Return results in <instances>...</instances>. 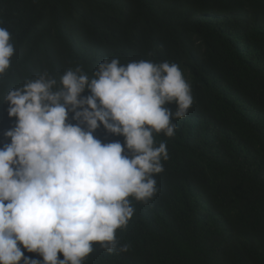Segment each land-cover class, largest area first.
I'll return each mask as SVG.
<instances>
[{
  "label": "trees",
  "instance_id": "16d2710c",
  "mask_svg": "<svg viewBox=\"0 0 264 264\" xmlns=\"http://www.w3.org/2000/svg\"><path fill=\"white\" fill-rule=\"evenodd\" d=\"M0 26L16 49L0 93L106 57L176 63L191 85L175 136L156 134L169 153L158 192L117 230L130 250L95 245L84 264H264V0H0Z\"/></svg>",
  "mask_w": 264,
  "mask_h": 264
},
{
  "label": "clouds",
  "instance_id": "9594fccd",
  "mask_svg": "<svg viewBox=\"0 0 264 264\" xmlns=\"http://www.w3.org/2000/svg\"><path fill=\"white\" fill-rule=\"evenodd\" d=\"M15 52L0 26V77ZM193 103L178 64L118 57L91 74L79 64L58 79L44 70L0 93L15 118L0 146V264H84L95 245L127 253L117 230L128 228L133 201L158 192L155 177L169 159L156 134L174 137L173 121ZM101 127L123 145L97 139Z\"/></svg>",
  "mask_w": 264,
  "mask_h": 264
}]
</instances>
